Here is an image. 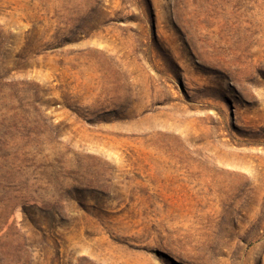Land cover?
<instances>
[{"label":"rangeland","instance_id":"374dc122","mask_svg":"<svg viewBox=\"0 0 264 264\" xmlns=\"http://www.w3.org/2000/svg\"><path fill=\"white\" fill-rule=\"evenodd\" d=\"M0 264H264V0H0Z\"/></svg>","mask_w":264,"mask_h":264}]
</instances>
